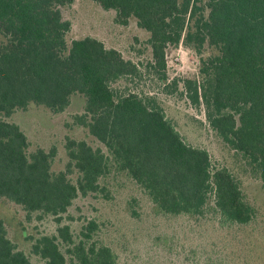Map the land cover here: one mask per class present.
Segmentation results:
<instances>
[{"label": "trees", "instance_id": "1", "mask_svg": "<svg viewBox=\"0 0 264 264\" xmlns=\"http://www.w3.org/2000/svg\"><path fill=\"white\" fill-rule=\"evenodd\" d=\"M74 1L0 0V264H125L127 246L108 241L103 226L120 232L118 214L127 210L140 232V197L124 206L117 199L126 181L153 214L209 225L195 231L199 240L208 229L232 233L189 247L174 234L146 231L164 264H254L233 232L258 216L242 180L187 142L157 96L133 88L145 74L141 64L93 36L68 42L72 22L62 7ZM92 1L114 10L117 23L134 18L149 33L147 67L167 91L179 86L167 73V49L182 44L197 53L200 78L184 81L189 99L204 104L211 127L264 185V0ZM75 96L83 107L71 122L99 145L69 134L63 152L56 144L33 149L15 116L33 106L63 115ZM89 196L109 203L111 213L75 216L76 200ZM8 206L21 219L26 247L11 236L2 214ZM44 220L50 229L33 224Z\"/></svg>", "mask_w": 264, "mask_h": 264}, {"label": "rangeland", "instance_id": "2", "mask_svg": "<svg viewBox=\"0 0 264 264\" xmlns=\"http://www.w3.org/2000/svg\"><path fill=\"white\" fill-rule=\"evenodd\" d=\"M62 12L64 17L72 22L71 30L67 35L69 43L74 39L93 36L103 41L107 47L121 51L126 59L141 64L145 74L138 84H133V88L140 93L157 96L168 117L187 142L208 149L215 164L227 166L242 180L244 191L258 208V216L252 224L237 228L233 232H235V236L243 238L242 244L247 247L245 253L251 251L255 256L253 258L256 260L254 264L260 262L264 264V185L250 175L241 156L230 149L211 127L204 104L201 102L200 105H197L189 99L184 81L200 78L198 72L199 56L197 53L182 44L177 48L169 47L167 49L168 76L170 80L178 79L179 82L177 90L167 91L151 76L152 74L147 67L152 56L149 43L150 35L138 25L134 18L130 19L127 25H121L115 20L116 12L114 10H105L92 0H75L71 5L62 7ZM123 84L125 83L122 82L121 85ZM82 107V97L75 96L71 107L63 115H55L47 109L33 106L31 110L16 115L15 119L26 128L33 149L39 145L49 147L56 144L60 146L63 152V141L65 136L69 134L86 138L92 144L99 145L87 130L76 127L71 122L72 115L81 112ZM61 154L62 157L56 164L59 168L64 164L62 162L64 155ZM116 192L119 196L117 199L120 203H123V206L132 194H137L140 197L138 209L142 213L141 218H139L141 230L137 235L135 233L137 221L133 218L128 219L126 208V212H123L125 216L117 213L120 217V225H122L120 232L115 233L112 230L113 227L108 223V225L105 223L103 226L104 237L108 241H114L122 249L127 246V252L123 253L125 264H153L155 259L164 264L165 257L157 256L164 255V252L159 253L158 248L153 249L151 247L153 240L146 232L149 230L153 237L155 234L167 233L170 236L174 234L177 239L179 237L181 242L189 247L191 245L196 246L199 242L209 247L212 240L222 238L226 233H229V237L232 238V233L228 231H224L226 232L224 233L220 230L208 229L205 233V239L199 240L195 231L199 228L206 229L209 225L197 223L188 218L169 219L153 214L149 201L140 195L142 193L130 181H126L120 188L117 187ZM108 205L109 203H104L99 197L89 196L78 198L71 210L77 217L96 215L95 213L99 211V213L106 214L107 211L111 213ZM9 209L8 206V210H4L2 214L8 220L11 236H14L21 246L26 247L27 242L21 234V219ZM81 223L78 220L76 226L81 225ZM33 224L40 225L41 230H46L50 229L53 223L51 220H44L42 223L34 222ZM30 228L36 231L32 224H30ZM217 236L219 237L216 238ZM244 238H247V242ZM249 242L251 243L247 244ZM128 253L130 256L127 255ZM241 255L243 257L242 253ZM156 257H160L161 261ZM172 257L174 256L166 255L168 261Z\"/></svg>", "mask_w": 264, "mask_h": 264}]
</instances>
